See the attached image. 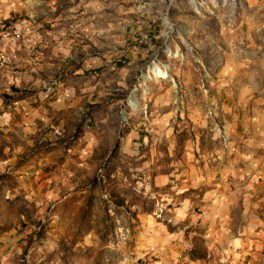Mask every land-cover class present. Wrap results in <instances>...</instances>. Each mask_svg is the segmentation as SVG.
<instances>
[{
	"label": "rangeland",
	"instance_id": "374dc122",
	"mask_svg": "<svg viewBox=\"0 0 264 264\" xmlns=\"http://www.w3.org/2000/svg\"><path fill=\"white\" fill-rule=\"evenodd\" d=\"M0 264H264V0H0Z\"/></svg>",
	"mask_w": 264,
	"mask_h": 264
},
{
	"label": "bare ground",
	"instance_id": "6f19581e",
	"mask_svg": "<svg viewBox=\"0 0 264 264\" xmlns=\"http://www.w3.org/2000/svg\"><path fill=\"white\" fill-rule=\"evenodd\" d=\"M150 73H153L154 76L156 77V80H162V79H166L168 77V74L165 73L166 69L163 67H160L159 65H152L148 68ZM143 79L145 80V82L148 81L146 75L143 77ZM128 105L130 107H132L133 109H137L138 107V102L134 99V96L132 95L130 97V99L128 100Z\"/></svg>",
	"mask_w": 264,
	"mask_h": 264
}]
</instances>
